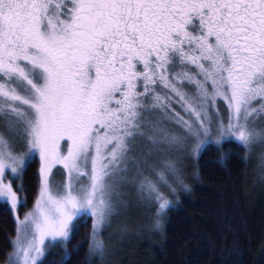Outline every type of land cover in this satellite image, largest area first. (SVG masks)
Masks as SVG:
<instances>
[{
  "label": "snow or ice",
  "instance_id": "obj_1",
  "mask_svg": "<svg viewBox=\"0 0 264 264\" xmlns=\"http://www.w3.org/2000/svg\"><path fill=\"white\" fill-rule=\"evenodd\" d=\"M229 138L242 159L260 149L264 178V0H0V200L14 224L5 264H45L55 244L68 264L84 242L103 258L119 189L160 216L189 187L184 161ZM159 155L162 170L150 163Z\"/></svg>",
  "mask_w": 264,
  "mask_h": 264
},
{
  "label": "trees",
  "instance_id": "obj_2",
  "mask_svg": "<svg viewBox=\"0 0 264 264\" xmlns=\"http://www.w3.org/2000/svg\"><path fill=\"white\" fill-rule=\"evenodd\" d=\"M246 156L233 140L207 144L186 176L188 189L165 211L160 227L135 234L131 223L122 222L117 233L127 228L129 236L105 239L109 251L101 258L91 255L84 242L91 232L88 219L68 242L69 251L84 242L68 264H264V178L252 158L242 159ZM37 172L35 157L24 176L27 187L37 183ZM31 206L30 198L19 211ZM13 228L12 214L0 202V264L10 250L7 237ZM64 256V247L55 246L45 264H62Z\"/></svg>",
  "mask_w": 264,
  "mask_h": 264
},
{
  "label": "rangeland",
  "instance_id": "obj_3",
  "mask_svg": "<svg viewBox=\"0 0 264 264\" xmlns=\"http://www.w3.org/2000/svg\"><path fill=\"white\" fill-rule=\"evenodd\" d=\"M216 109H219V116L217 117V119L224 118L226 116L227 105H226V102H224L222 100V98L217 100ZM230 140L235 141L234 139H231V138L226 139L224 141H230ZM214 144H216V143H214ZM206 145L207 144H205L204 146H206ZM216 145H218V144H216ZM259 153H260V149H257L254 153H252L250 158H252L256 162L257 171L260 173ZM246 155H247V150H246ZM195 158L196 157L194 156L193 158L184 161L185 180H186V176H188L191 173L190 168H192V164L194 163L193 160ZM36 159L38 161V169H39L38 155L36 156ZM164 159H165V155H159V156L154 157L150 161V163H153L154 165H156L157 170H162L160 168V165L163 164ZM145 175H151V174L146 172ZM55 178L57 180L60 179L59 169H57V173H56ZM185 183H186V181H185ZM183 190H184L183 188H178L175 195L168 197L172 201L171 205H174L180 199V195H181V192ZM119 192L121 193V200H122L121 207L119 209V215H116L112 218L110 228H103L101 230V233H100V239L101 240H103L106 243L105 239L106 240L110 239V241H112V239L115 236L116 237H119L120 235H121L120 237H122V235L124 237L129 236V234H130L129 230L127 232L121 231L122 234H120V232L117 233V226L123 225L122 222L131 223L132 226L134 227V233L135 234L144 233L151 228L161 226L164 213L168 208L164 211L163 214H161L160 216H157L156 206H154L152 203H150L144 196L140 195L135 188H133L131 186L125 187V188L119 189ZM0 202L5 203L2 200H0ZM20 213L22 214L23 212H20ZM11 214H12V218H13V213H11ZM89 220L91 221V218H89ZM157 220L159 221V226H157V223H156ZM91 224H92V221H91ZM125 229H127V228H125ZM13 236H14V233H13ZM55 246H63V245L62 244H55L53 247H55ZM10 251H11V247H10L9 252ZM3 264H5V262Z\"/></svg>",
  "mask_w": 264,
  "mask_h": 264
}]
</instances>
